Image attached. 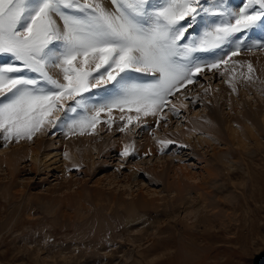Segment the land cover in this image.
<instances>
[{"label":"rangeland","instance_id":"rangeland-1","mask_svg":"<svg viewBox=\"0 0 264 264\" xmlns=\"http://www.w3.org/2000/svg\"><path fill=\"white\" fill-rule=\"evenodd\" d=\"M237 2L240 4V0ZM256 51L259 54L254 55ZM242 57L250 58L248 60L250 62H244ZM252 58L253 60H251ZM263 59L264 49L257 48L253 51L244 49L232 56L226 65H221V68H217L213 73H210L211 70H208V73L205 71L201 73L202 78L199 74L201 79L196 81V87L189 90L191 86L189 85L185 88L189 90L188 93L181 96L179 94L185 89L181 90V93L175 96H168L163 107L156 111L151 110L156 112L154 119L156 122L153 119L152 121L143 120L146 119L142 116L144 110L141 109L138 112L136 108L131 111L125 108L123 112L116 108L112 110L111 115L105 111L100 114V119L105 122L108 119L115 121L118 118L121 119V115H123L124 119L121 120L127 121V117L131 116L133 123L128 126L135 127V130L134 133H130L139 136V139H144L148 130L143 131V125L154 121L158 126L160 124L158 120L162 116L168 115L172 105L183 107V110L186 111H181L179 116L176 115L172 118L175 125L178 122H181V125L188 121L195 123L193 119L200 117L197 113L204 109L211 110L213 100L211 92L213 87L219 88L220 83L221 86L226 87L216 100L218 114L221 117L231 110L234 103L244 112L252 111V109L255 112L260 107L264 109L262 103L264 101ZM257 61L258 63L262 61L263 65H258ZM240 63L242 64L241 68ZM234 65H237V72L233 70ZM249 65H251V70H249ZM53 70V68L49 69L50 74L62 80L61 71L55 68L54 73ZM214 73L216 75L211 77ZM224 79L225 82H222ZM227 79L230 80L227 81ZM225 83L228 84L224 85ZM97 92L99 89H93L91 93L83 95L92 97L89 101L96 103L98 98L93 94ZM245 93L247 95H244ZM196 95L199 97H195ZM179 96L181 97L177 98ZM191 97H193L192 100H196L194 106L189 105V102L192 101ZM71 100H65L64 110H54L48 117L49 120L56 122V127L45 123L32 139H23L19 142L13 140L8 143L11 145L10 149L23 145L35 146L38 141L43 140L42 144H44L39 153L52 154L54 152V154H49L47 158H43L40 154L38 157L40 161L37 160L36 165L30 157L20 161L15 175L20 173L15 177H18L16 178L17 184L26 187L25 193L21 197L12 194L13 196L7 199L0 195V264H264V127L261 119L256 122V128L260 133V142L263 146L261 149L255 148L252 144L254 142H252L247 151H242V158H239L238 155L240 148L232 146L225 133L222 138L214 137L210 147L197 142V138L201 136L199 133L191 138L190 145L185 144L179 147L175 140L168 145L166 154H163L162 161L167 159L166 161L172 162L169 164L173 167H185L192 174L200 175L195 184L203 181L202 179L206 176L205 169L210 168L219 172H216L217 175L213 176L210 184L202 182L203 186L211 193H206L210 205V208L207 209L208 216L204 215L207 211L202 205V199L193 190L194 200L192 209H190L193 210L192 214H190V210L187 213L182 206H178L174 211H164L162 208L149 209L147 213L141 212L131 217L126 212H119L117 209L96 213V209L91 204L88 205L91 208L86 214L88 216L83 220L76 221L72 217L74 210L58 207L57 211L55 210L51 215L37 203L39 195L50 197L49 194L53 193L54 186L61 176H64L65 179L71 177L72 180L75 179L78 182L87 181L90 186L109 172L111 174L113 171L116 176H120L132 171L133 174H136L137 179L142 176L146 181L145 183L141 182L143 187L151 185V190L156 188L157 191H164L168 185L169 172L172 173V171L170 165L166 166L167 170L164 169L165 171L162 172L161 168H158L161 172H156L159 173V180L152 178L154 181H150L151 176L148 173L152 172L146 173V170L149 171L152 164L149 163L148 158L137 167L136 160L131 159L130 155L119 157V155L115 156L113 151L109 154L115 157H111L112 160L110 157L105 156V158L103 152H96L93 157H97V154L100 156L93 162L91 153L88 151L87 155L78 154L73 159L72 154L70 156L69 152L65 153V145L81 142L84 139L89 140L96 137L100 139L98 136L107 135L108 131L114 129L111 125L110 130L99 133L102 131L97 132V128L100 126L98 123L94 128H86L83 134L74 131L66 135L68 129L61 127V121L64 120L67 108L74 105ZM184 103L189 106H185ZM185 108L189 109L185 110ZM77 112L80 113L79 109ZM163 123L166 124L167 121L165 120ZM139 126L142 128L135 132ZM154 129H149V136H154ZM127 130L129 129L126 126L124 131L121 132L119 129L112 135L115 139L121 138L128 133ZM2 135L0 133V148H3L4 142ZM52 144L54 147H50ZM91 144H94V140H91ZM221 150L224 151L223 158L230 162V168L224 167L216 161ZM85 157L87 158L85 159ZM116 157L123 159L119 162ZM223 169L225 173H223ZM153 182L155 183L153 184ZM14 185L17 190H23L22 187L18 188L16 184ZM14 185L12 186L13 192L16 190ZM137 189L138 187L132 186L134 194L137 193ZM118 191H125L121 184L118 185ZM27 193H30V197L33 199L28 198L29 194ZM95 216L99 218L95 221L99 222L98 224L91 220ZM129 218L133 220L130 222ZM135 219L138 220L135 221ZM188 221L192 225L185 224ZM65 256L68 257L67 260L64 258Z\"/></svg>","mask_w":264,"mask_h":264},{"label":"snow or ice","instance_id":"snow-or-ice-1","mask_svg":"<svg viewBox=\"0 0 264 264\" xmlns=\"http://www.w3.org/2000/svg\"><path fill=\"white\" fill-rule=\"evenodd\" d=\"M110 4L114 7H107L105 0H0L4 147L13 140L32 139L45 123L56 127L48 117L54 110H64L63 101L68 99L75 104L61 121L66 135L75 129L83 134L100 123L102 112L111 115L116 108L156 115L151 110L163 107L183 83H193L194 73L226 65L242 48L264 49V42L249 41L251 30L264 28V0H243L238 9L232 0H110ZM203 26L208 30L201 36L196 28ZM236 34H242L238 40L233 39ZM224 44L234 45L227 59L203 64L196 62L200 58L193 59V53ZM50 68L60 69L62 80L51 75ZM138 74L151 77V82H140L144 77ZM92 89H102L93 94L96 103L83 95ZM172 110L179 115L175 105ZM106 123L110 127L113 120ZM127 123H133V117L128 116ZM129 154L126 145L122 155Z\"/></svg>","mask_w":264,"mask_h":264},{"label":"bare ground","instance_id":"bare-ground-1","mask_svg":"<svg viewBox=\"0 0 264 264\" xmlns=\"http://www.w3.org/2000/svg\"><path fill=\"white\" fill-rule=\"evenodd\" d=\"M105 3H106V6L109 8L114 7L110 4V0H105ZM232 7L234 9L239 8L237 0H232ZM58 22L62 23L61 21H58ZM260 31L264 35V28H261ZM202 35H203V31L201 32V36ZM249 41H251V39H249ZM253 42H260V41H257L254 39ZM262 42H264V40ZM229 51H230V49H229ZM220 54H221V57L219 56L218 53L213 55V56H210V57H204L201 60L202 62H200V63H202V64L205 62L210 63V62L215 61V59L218 57H220V59L221 58L224 59V56H222V51L220 52ZM255 54H259V53L256 51L254 53V55ZM238 59L240 60V58H238ZM243 60H244V62H250V61H248V60H250V58L249 59L243 58ZM251 60H253V58ZM257 64L261 65V66L263 65L262 61L259 63L257 61ZM236 66L234 65L235 68L233 66H231V67H233V70H236L237 69ZM241 66H242V64L240 65V68H241ZM243 67H244V65H243ZM53 69L55 70V68H53ZM54 70H53V72H54ZM208 70L209 69L207 67H204L203 70L199 74L201 75V73H203L205 71H206V73H208L207 72ZM214 70H216V69H211V71L210 70L209 71H210V73H213ZM236 72H237V70H236ZM216 73H218V72H216ZM215 75L216 74L214 73L213 75H211V77H213ZM60 76H62V75H60ZM227 77L229 78L231 76H227ZM227 77H225V78H227ZM234 78H235V76H234ZM234 78L232 77V79H234ZM230 79H227V81ZM222 82H225V79ZM226 84H228V83H225L224 85H226ZM190 85L192 87L190 86L189 90L193 89V87L195 86V83H192ZM181 88H182V86H180V89ZM225 88L226 87H224L223 85L221 86V83H220L219 88L213 87V91L211 92L212 93L211 96L213 99L212 104H211L212 105L211 110L206 111L207 109H204L203 111H200L199 113H197V115H199L200 117L198 119L197 118L193 119L195 121V123L188 121L187 123L184 122L181 125L180 124L181 122L176 121L178 123H177V125H175L172 118H174L176 116V114L173 112L172 106H171V109H169L170 111L168 112V115L166 117L162 116L160 118V120H158L160 123L158 126H156V124L154 123L155 115L151 114V112L147 115H145L144 112L142 113V116H144L146 118L143 120H145V121H147V120L152 121V119L154 120L153 123L152 122H149L148 124L146 123L147 127H146V125H143V128H142V126H139V128L136 129L135 132H138L140 130V128H142L143 131L145 129L148 130V132L144 135L145 136L144 139H139V136H135L134 134L130 133V132L134 133L135 127L132 128L131 126H128V123L126 120L122 121L120 118H118L117 120L113 121L112 125H113L114 130H110L108 124L105 121H102L100 119L101 122L99 123L100 126L97 128V132L102 131L99 133H104V132H107L108 130H110V131H108L107 135L98 136V137H100V139H98L97 137L89 139L90 141L84 139V140H81V142L70 143V144L68 143L67 145H65V148H66V149L64 148L65 153L69 152L68 155L70 154V156L72 154L73 159L75 158L74 156H77L78 154L83 153L82 155H87L89 152V153H91V157H92L93 162H94V159H96L100 156L97 154L96 155L97 157H93V154L96 152H103L104 157L105 156L108 158L110 157L111 160H112V158H115V157H112L109 155V154H111V151L115 152V156L119 155V157H125L124 155H122V153L124 152L125 146L127 145L129 148V152H130V154H129L130 158L133 160H136L135 165L137 167L140 166V164L143 163L146 158H148L149 163L152 164V167L150 168V170L149 171L146 170L147 172L145 171L146 173L152 172V173H148V175L151 176L150 181H154L155 179L157 180L160 177L159 173H156V172H160V170H158V168H161V172H162V171H165L164 169L167 168L166 166H169V165L171 166L172 173L169 172L170 174L168 175V178H169L168 185H166V188L164 189V191H162V190L157 191L156 188L151 190V187H150L151 185L143 187L141 182L145 183L146 181H144L142 176H141V178L137 179L136 174L135 173L133 174L131 170H130L131 171L130 173H128L126 175L121 174L120 176H116L113 171L111 172V174L109 172L106 175L104 174V176L102 178L97 179V181L94 182V184L90 185V186L87 184L88 183L87 181L82 180L81 181L82 183H81L80 181L78 182V180H75V179L72 180L71 177L65 179V178H63L64 176L63 177L61 176L60 179L58 180V183L54 186L53 193L49 194L50 197H44V196L39 195L40 198H38V200H37L38 205H42L43 210L48 212L51 215L54 214L56 208H58V207H61V208L63 207L66 210H68V209L74 210V211H72V213H73L72 217L75 218L76 221H78V219L83 220L84 217L88 216L86 214L89 211V209H91L90 207H88V205H91V204L94 206L93 208L96 209V213H98L99 211L109 212V211H112L114 209H117L119 212L120 211L126 212V214L130 215L131 217L138 214V213H141V212L147 213V211L149 209H157V208L160 209V208H162L164 211H168V210L174 211L175 208H177L178 206L179 207L182 206L184 208V210L188 213L189 210L192 209L193 200H194V198H193L194 196L192 195V191L194 190V192H196V194H198L197 196H199V198L202 199V202H203L202 205H204V209L207 211L204 213V215L208 216L207 215L208 214L207 209L210 208V205L208 204L209 198H208L207 194H211V193L208 192V190L203 186V184H204V181L206 184H208V183L210 184V182L214 178L213 176L214 175L216 176L217 173H219V172L217 170L207 168V169H205L206 176H205V178L202 179L203 184H202V182L199 184H195L196 183L195 181L198 179V177H200V175L196 176V175L192 174L191 172H189L190 170L188 171L185 167L184 168L181 166H179V167L174 166L173 167V165L169 164L171 161L168 162V161H166L167 159L162 161L161 158H162L163 154H166L165 151L168 150L167 148H168L169 143H163L162 144L161 141L166 142V141L170 140V141L174 142L176 140V144L179 147L183 146L185 144L190 145L191 144V138L196 133H199L201 136L199 138H197V142H199V144L201 143L200 145L203 144V145H207L206 147H210V144L212 143V140L214 139V137L222 138L224 136L223 134L225 133L226 138L229 139V143H231L232 146H236L237 148H240L238 151L239 158L243 157L242 151L243 150L247 151L252 142H254L252 144H254L255 148L257 147L258 149H261L263 144H262V142H260L261 141V139L259 137L260 133L257 131L256 122L258 121V119H261L263 127H264V109L260 107V109L255 111V112H253L254 111L253 109H252V111L250 110V111L244 112L243 109H239L238 107H236V105L234 103L231 110L229 112H227L226 114L222 115V117H221L218 114L219 112H218V108L216 106V100H218V98L220 97V92H223ZM189 90L185 89L184 92H182V93L180 92L181 94H179V95L182 96L185 93H188ZM244 95H247V94L245 93ZM181 96H179L177 98H180ZM195 97H199V95H196ZM192 98L193 97H191V100H192ZM229 99H231V97H229ZM232 100L234 101V99H232ZM195 101L196 100L190 101L189 105L194 106ZM246 102H248V101H246ZM186 103H184V105L189 106ZM262 103L264 104V101ZM176 108L178 109L179 112L184 111L183 107L180 108V106L176 105ZM187 109H189V108H187ZM187 109L185 108V110H187ZM154 111H156V109H154ZM184 112H186V111H184ZM121 116H123V115H121ZM178 118H181V117H178ZM161 119H163V120H161ZM165 120L167 121L166 124L163 123ZM46 125H48V124H46ZM125 125L129 129V130H127L128 133L125 134L121 138L119 137V138L115 139V137L112 134L114 132L118 131L121 127H125ZM155 126H156V129H154ZM165 127H166V130H164ZM149 129H151V130L154 129L153 130L154 131L153 137L148 135ZM74 131L80 132L79 129H75ZM203 132H205V134H203ZM91 140H94V144H91ZM21 141H23V139H21ZM42 142H43V140L38 141L37 145H35V146H24L23 145L22 147L17 146V147L10 148V149H9V147L11 145L8 144L7 147H4L5 142H3V145H2L3 148H0V173H1L0 174V195H2L3 197H5L7 199V198H10V196H13L12 194H14L16 197H21V195L23 193H25L26 187H24L23 185L17 184L18 181L16 182V180H17L16 178H18V177H15V176H18L20 172L17 173L18 175H15V172H16V170L18 171L17 166L19 165V162L24 160V158L30 157V159H32L34 164H35V162H37V160L40 159L38 157L41 154V153H39L40 149L42 148V146L44 144V143L42 144ZM51 146L54 147L53 144L50 145V147ZM223 153H224L223 150L219 151L220 156L218 157V155H217L216 161L218 163L222 164L224 167L230 168V166H229L230 162H228V159L223 158ZM49 154L53 155L54 152H52V154L47 153V152H42L41 155L43 156V158H47V156ZM86 158L87 157H85V159ZM116 159H118V158L116 157ZM121 159H123V158L118 159L119 162L121 161ZM70 160H72V159L70 158ZM77 160H79L78 157H77ZM83 160H84V158H83ZM106 160L107 159H105V161ZM137 160H139V162H137ZM153 160H155L156 162L154 161V163H152ZM90 164H91V162H90ZM212 164H214V163H212ZM33 167H35V166L33 165ZM89 169H91V168H89ZM223 173H225L224 169H223ZM121 176H123L122 179H120ZM152 178L154 180H152ZM147 181H148V179H147ZM155 182H158V181H155ZM155 182H153V184ZM14 184H16L18 186V188L22 187L23 190H20V189L17 190V187ZM119 184H121V187L122 186L124 187L125 191H118V185ZM132 184L134 186L138 187V189L136 190V192H137L136 194H134V192L132 191V186H133ZM13 185L16 188V190L14 192L12 191ZM27 194H29L28 198H32V197H30V193H27ZM150 198H153V199H150ZM192 212H193V210H190V214H192ZM190 214H188V215L190 216ZM98 219L99 218H97V216H95L91 220L94 223H97L95 221H97ZM138 219L140 220L141 218L139 217ZM138 219H135V221ZM132 220L133 219H130V222ZM185 224H187L188 226L192 225V224H189V221ZM132 229H134V228H132ZM64 258L67 260L68 257L65 256Z\"/></svg>","mask_w":264,"mask_h":264}]
</instances>
